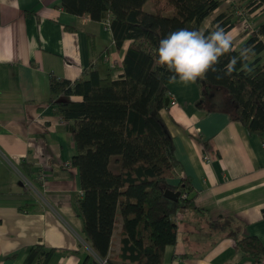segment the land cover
Masks as SVG:
<instances>
[{
    "label": "crops",
    "instance_id": "crops-1",
    "mask_svg": "<svg viewBox=\"0 0 264 264\" xmlns=\"http://www.w3.org/2000/svg\"><path fill=\"white\" fill-rule=\"evenodd\" d=\"M249 1L225 0L203 30L212 29L209 19L214 24L220 14H233L236 24L229 32L235 47L241 46L250 36L236 34L243 26L238 11ZM61 3L0 0V264H23L36 243L58 249L49 264L97 258L74 208L83 196L73 164L74 121L58 116L50 104V76L74 81L94 66L102 77L119 79L130 40L118 49L111 15L94 21L67 12ZM250 16L253 23L263 17L260 26L264 6ZM167 96L170 102L161 113L180 165L169 183L186 179L196 208L176 214L177 241L166 246L163 264H251L233 234L255 235L264 244V142L224 110L221 89L207 90L199 81L169 83ZM210 221L225 222L227 228L212 227ZM120 226L113 252L119 249Z\"/></svg>",
    "mask_w": 264,
    "mask_h": 264
},
{
    "label": "trees",
    "instance_id": "trees-1",
    "mask_svg": "<svg viewBox=\"0 0 264 264\" xmlns=\"http://www.w3.org/2000/svg\"><path fill=\"white\" fill-rule=\"evenodd\" d=\"M147 2L152 4L150 11L145 10ZM224 2L62 0V7L74 15L88 14L94 21L111 15L118 49L130 40L124 75L119 79L102 77L94 66L74 81L50 76V104L58 116L74 121L78 153L73 164L79 168L83 189L74 208L97 256H87L83 264H163L166 246L177 241L176 214L196 208L186 179L175 186L169 183L180 166L161 113L167 107L171 74L154 63V57L160 40L171 31L186 28L208 34L221 27L229 32L236 21L227 12L217 17L212 29L203 30L205 20ZM262 6L264 0H250L245 11L249 14ZM247 33L250 37L245 43L237 48L233 42V50L220 58L216 70L197 81L207 90H223L224 110L264 142V22ZM245 48L252 49L248 59L225 74L231 58ZM73 95L83 100H63ZM168 189L181 193L178 201L165 196ZM119 223V249L113 252V234ZM210 223L217 229L227 228L225 222ZM233 235L251 264H262L263 242L255 235ZM56 252L57 248L33 244L23 264H49Z\"/></svg>",
    "mask_w": 264,
    "mask_h": 264
},
{
    "label": "clouds",
    "instance_id": "clouds-1",
    "mask_svg": "<svg viewBox=\"0 0 264 264\" xmlns=\"http://www.w3.org/2000/svg\"><path fill=\"white\" fill-rule=\"evenodd\" d=\"M232 50V34L221 27L208 34L182 28L171 31L160 40L154 63L171 74L169 83L188 85L204 77L208 71H215L220 58ZM251 52V48H245L238 57H232L225 66V74L230 75L236 64L246 61Z\"/></svg>",
    "mask_w": 264,
    "mask_h": 264
},
{
    "label": "rangeland",
    "instance_id": "rangeland-1",
    "mask_svg": "<svg viewBox=\"0 0 264 264\" xmlns=\"http://www.w3.org/2000/svg\"><path fill=\"white\" fill-rule=\"evenodd\" d=\"M152 4L150 3V2H148V3H146L145 4V10H147V11H150L151 9H152ZM240 7H242V8H246V6H244V4H240ZM262 19H263V17L262 18H260L259 20H257V21H254V23H253V21H252V18H251V16H250V21H251V23L253 24V26L256 28H258L259 27V23L262 21ZM207 25L210 27V28H213L214 27V24H213V22H211V20L209 19L207 22ZM237 32V31H236ZM245 32H246V30L244 29V27L243 26H241L240 27V30H238V32L236 33V34H241V35H243V34H245ZM233 37H234V35H233ZM235 41H236V44H239L237 41H238V39H235ZM240 46H238L237 48H239ZM261 62H263L264 63V53L261 55ZM103 264H105V261H103Z\"/></svg>",
    "mask_w": 264,
    "mask_h": 264
},
{
    "label": "built area",
    "instance_id": "built-area-1",
    "mask_svg": "<svg viewBox=\"0 0 264 264\" xmlns=\"http://www.w3.org/2000/svg\"><path fill=\"white\" fill-rule=\"evenodd\" d=\"M239 15V22L240 24L243 25L244 29L252 30L253 29V24L250 21L249 14L245 11V9L239 10L238 11ZM171 104H176V100H173ZM205 160L208 162L210 161L209 156H205Z\"/></svg>",
    "mask_w": 264,
    "mask_h": 264
},
{
    "label": "water",
    "instance_id": "water-1",
    "mask_svg": "<svg viewBox=\"0 0 264 264\" xmlns=\"http://www.w3.org/2000/svg\"><path fill=\"white\" fill-rule=\"evenodd\" d=\"M170 102L169 98L166 99V104L168 105ZM180 192L179 191H172V190H166L165 191V196L168 197L169 199L173 200V201H178L180 198Z\"/></svg>",
    "mask_w": 264,
    "mask_h": 264
},
{
    "label": "bare ground",
    "instance_id": "bare-ground-1",
    "mask_svg": "<svg viewBox=\"0 0 264 264\" xmlns=\"http://www.w3.org/2000/svg\"><path fill=\"white\" fill-rule=\"evenodd\" d=\"M246 31H249L248 29H245ZM252 30H256V28L253 26V29Z\"/></svg>",
    "mask_w": 264,
    "mask_h": 264
}]
</instances>
